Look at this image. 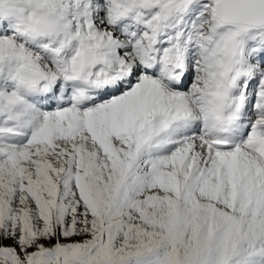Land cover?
Returning a JSON list of instances; mask_svg holds the SVG:
<instances>
[{
  "label": "snow or ice",
  "instance_id": "1",
  "mask_svg": "<svg viewBox=\"0 0 264 264\" xmlns=\"http://www.w3.org/2000/svg\"><path fill=\"white\" fill-rule=\"evenodd\" d=\"M0 264H264V0H0Z\"/></svg>",
  "mask_w": 264,
  "mask_h": 264
}]
</instances>
